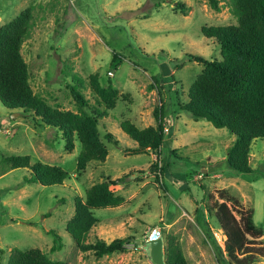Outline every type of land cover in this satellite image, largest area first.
Listing matches in <instances>:
<instances>
[{
    "label": "rangeland",
    "instance_id": "374dc122",
    "mask_svg": "<svg viewBox=\"0 0 264 264\" xmlns=\"http://www.w3.org/2000/svg\"><path fill=\"white\" fill-rule=\"evenodd\" d=\"M176 2L187 7L186 14L174 9ZM220 5L215 11L207 0H0V25L32 8L21 53L33 93L49 106L77 112L68 87L73 74L82 80L80 89L91 104L96 98L91 75L118 90L115 107L98 121L108 155L90 161L82 172L76 169L78 140L67 152L60 132L36 126L31 117L0 103V264H7L11 249L33 247L68 264H154L147 241L154 228L160 230L163 247L173 238L190 264H223L216 247L224 236L205 212L199 186L219 201L221 189L237 198L238 204L227 201L237 218V208H252L254 223L263 229L256 240L264 244V139L251 143L252 171L235 172L226 162L234 135L204 119L194 120L179 107L203 69L187 54L221 59L219 45L202 35L201 26L237 23L231 0H220ZM160 105L168 130L159 157L151 151L128 152L135 142L121 123L155 126L154 110ZM106 133L113 137L105 138ZM9 155L58 165L68 178L50 186L24 183L30 169H10L2 162ZM154 164L161 172L151 168ZM107 177L121 178L111 187L125 201L85 210V190ZM87 221V230L76 237L74 231ZM51 230L61 237L60 250L51 249ZM98 238L107 243L126 238L125 248L99 258L93 250L79 248ZM254 264H264V258Z\"/></svg>",
    "mask_w": 264,
    "mask_h": 264
},
{
    "label": "trees",
    "instance_id": "16d2710c",
    "mask_svg": "<svg viewBox=\"0 0 264 264\" xmlns=\"http://www.w3.org/2000/svg\"><path fill=\"white\" fill-rule=\"evenodd\" d=\"M207 3L213 10H221L220 0H207ZM231 3L237 17L236 24L201 26L202 35L213 38L219 45L221 59L208 60L201 55L187 54L189 60L202 63L203 69L193 80L187 100L179 107L194 120L204 119L234 135V141L227 149L226 162L235 172L250 173L251 143L257 138L264 139V0H231ZM174 9H180L183 14L187 12V7L180 2H176ZM31 19L32 8L27 7L0 25V103L11 112L20 111L31 117L36 126L60 132L67 152L74 149L78 140L81 149L76 169L82 172L90 161H104L108 155L99 134L98 121L115 107L118 90L111 83L102 86L98 75H91L89 85L96 96L95 104H91L80 89L82 80L73 74L72 84L68 87L77 104V112L51 107L35 95L29 84L28 66L21 53ZM116 58L117 54H113L114 63ZM161 108L162 105L154 110L155 126L139 128L129 120L121 123L120 128L135 142L128 152L137 154L151 151L159 157L164 142ZM112 137L110 133L105 134L107 139ZM30 160L29 155L2 157V162L10 169H30L31 174L23 179L24 183L50 186L63 184L68 178L67 172L58 165L41 161L32 163ZM151 168L162 169L157 164ZM120 182V177L115 180L107 177L89 186L82 203L85 210L121 205L125 198L116 194L111 187ZM199 187L204 193L205 212L215 218L224 236L221 246L216 247L223 264H254L259 258H264V244L262 240H256L263 235V229L254 223L253 209L237 208V218L227 204V201L238 204L237 198L221 189L218 191L219 201L204 186ZM187 188L184 186L182 190L186 191ZM82 226H77L78 231H74L76 237L87 230L88 221ZM50 233L54 240L52 251L60 250L61 237L53 230ZM125 243L126 238H114L108 243L98 238L94 243H79V248L83 251L93 250L99 258L123 251ZM164 262L190 264L173 238L164 246ZM7 264L68 263L51 259L40 248L33 247L11 249Z\"/></svg>",
    "mask_w": 264,
    "mask_h": 264
},
{
    "label": "water",
    "instance_id": "95a60500",
    "mask_svg": "<svg viewBox=\"0 0 264 264\" xmlns=\"http://www.w3.org/2000/svg\"><path fill=\"white\" fill-rule=\"evenodd\" d=\"M17 113H14V115ZM206 171V170H205ZM204 171V172H205ZM150 246V256L154 264H165L164 262V247L163 241L160 237H156L155 234H151L148 240Z\"/></svg>",
    "mask_w": 264,
    "mask_h": 264
},
{
    "label": "built area",
    "instance_id": "2783aa9c",
    "mask_svg": "<svg viewBox=\"0 0 264 264\" xmlns=\"http://www.w3.org/2000/svg\"><path fill=\"white\" fill-rule=\"evenodd\" d=\"M109 74L113 75L112 72H109ZM167 130H168L167 127H164V131H167ZM199 176H201V175H199ZM152 233L155 234L156 237H160V230L158 228H154ZM149 238H150V236H149ZM149 238H148V240H149Z\"/></svg>",
    "mask_w": 264,
    "mask_h": 264
},
{
    "label": "crops",
    "instance_id": "0c3cea01",
    "mask_svg": "<svg viewBox=\"0 0 264 264\" xmlns=\"http://www.w3.org/2000/svg\"><path fill=\"white\" fill-rule=\"evenodd\" d=\"M185 255V254H184Z\"/></svg>",
    "mask_w": 264,
    "mask_h": 264
}]
</instances>
